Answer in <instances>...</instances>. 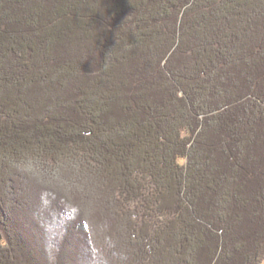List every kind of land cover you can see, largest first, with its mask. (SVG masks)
I'll return each mask as SVG.
<instances>
[{
  "label": "trees",
  "instance_id": "16d2710c",
  "mask_svg": "<svg viewBox=\"0 0 264 264\" xmlns=\"http://www.w3.org/2000/svg\"><path fill=\"white\" fill-rule=\"evenodd\" d=\"M0 264H264V0H0Z\"/></svg>",
  "mask_w": 264,
  "mask_h": 264
},
{
  "label": "rangeland",
  "instance_id": "374dc122",
  "mask_svg": "<svg viewBox=\"0 0 264 264\" xmlns=\"http://www.w3.org/2000/svg\"><path fill=\"white\" fill-rule=\"evenodd\" d=\"M33 147V146H32ZM38 149H40L39 147H37ZM36 149V148H35ZM46 149V148H45ZM32 150H34V148H32ZM78 148H76V147H74V146H68V147H66L64 150H62V151H59V153L60 154H63V157H62V155L61 156H59V158H58V154H54V156L58 159V162L59 161H62V162H65V163H69V161L67 160V159H72L71 157H74V155L75 154H77L78 153ZM47 151V150H46ZM45 151V152H46ZM52 150L51 149H49L48 150V152H46L48 155H49V153L51 152ZM29 155H31V152L29 153ZM40 155V154H39ZM66 155V156H65ZM73 160V159H72ZM59 164H64V163H59ZM31 168V167H30ZM29 168V169H30ZM108 168L109 167H106V168H104L103 170H101V173H100V171H98V173H96V175H99V176H96L97 178H98V180H96V181H102L103 180V178H104V176H106V174H107V170H108ZM74 171L77 173V170L76 169H72V173H74ZM37 173L38 175H39V173L37 172V171H34V173ZM55 175V174H54ZM103 175V176H102ZM56 176V175H55ZM102 176V177H101ZM64 177L62 176V175H59V176H56V179H57V182L56 183H60V185H62V186H68V181H66V180H64L63 179ZM87 178H88V180L89 179H91L92 177H91V174H89L88 176H87ZM16 180H18V178H15ZM26 179H30V178H27L26 177ZM28 201H26L25 202V204H26V206H28V205H30L31 207H32V209L35 211L36 210V208L38 207V205L40 204V202H39V200L38 199H27ZM49 206V203H48V201H46L45 203H44V207H48ZM50 207H52V206H49V208H48V210H45V212H44V215L45 216H47V217H50L51 218V215H53V212H56L57 214H58V216H63L59 211H56V210H53V208L51 209ZM77 208H78V206H77ZM44 218H46V217H43L42 218V220H44ZM99 219H103L101 216L99 217ZM51 220V219H50ZM52 221V220H51ZM103 221L104 220H102V221H100V223H98L97 221H96V226L98 225V227H99V229H101V227L99 226V224H101V223H103ZM101 236H102V234H101ZM102 241V240H101ZM99 246H100V244H99ZM191 248L193 247V246H190Z\"/></svg>",
  "mask_w": 264,
  "mask_h": 264
}]
</instances>
